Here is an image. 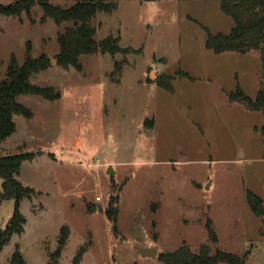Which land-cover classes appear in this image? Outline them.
Masks as SVG:
<instances>
[{"label":"rangeland","instance_id":"rangeland-1","mask_svg":"<svg viewBox=\"0 0 264 264\" xmlns=\"http://www.w3.org/2000/svg\"><path fill=\"white\" fill-rule=\"evenodd\" d=\"M114 1L93 18L96 37L120 35L132 51L84 53L79 68L58 56V33L72 22L42 21L40 4L31 15L0 14V80L12 54L22 63L31 43L50 59L31 80L62 93L20 94L34 115L16 114V131L0 145V153L41 154L22 164L19 179L36 192L21 207L25 231L0 251V264L17 244L28 264H48L65 224L60 264H73L82 245L81 264H167L160 254L185 242L196 252L203 244L249 252L247 264H264V216L247 197L252 189L264 199V113L231 98L238 85L253 97L262 87L260 51L207 46L208 28L235 25L220 0ZM162 74L174 76L173 90L158 83ZM114 196L117 220L106 211ZM14 207L13 198L2 201L0 228ZM153 247L156 256L141 252Z\"/></svg>","mask_w":264,"mask_h":264},{"label":"trees","instance_id":"trees-1","mask_svg":"<svg viewBox=\"0 0 264 264\" xmlns=\"http://www.w3.org/2000/svg\"><path fill=\"white\" fill-rule=\"evenodd\" d=\"M222 9L235 20V25L230 32L213 33L208 28L207 46L216 52L235 50L247 52L258 49L261 53L263 65L262 87L255 97L248 94L240 85L231 93V98L245 103L249 107L264 113V0H220ZM40 4L43 9L42 21L48 17L53 18L56 23L65 21L72 22L63 31L58 33L60 51L58 53L62 65L69 67L75 65L81 67V55L84 53H95L98 51L116 54L118 52L129 53L131 46L124 47L121 44V36L109 34L98 39L97 27L92 23L94 17L100 11H112L117 8L114 0H79L64 6L50 0H16L10 3L0 2V14L19 15L24 12L31 15L33 6ZM1 29V24H0ZM50 65L47 53L43 52L36 56L32 52L31 43L27 45L24 61L21 63L15 54H12L8 64L7 73L0 80V145L17 129L16 114L27 117L34 115L33 110L18 99L20 94H39L45 98L54 100L60 98L62 93L53 85H39L34 83L32 76ZM117 70L122 68L121 63H116ZM174 76L162 74L158 83L163 87L173 90ZM257 128L264 134V123ZM34 151H20L17 153H0V175L3 178L2 189H0V204L6 198L15 200L12 218L5 228H0V251L10 242L14 233H22L25 230L27 217L22 211V200L26 197L32 198L36 189L24 184L18 177L23 162L32 159ZM248 201L252 210L264 216V199L261 195L248 189ZM117 197H112L107 214L117 220L118 208L115 206ZM210 238L213 242L219 241L217 231L209 220ZM71 229L69 225L62 226L57 248L50 253L51 260L48 264H60V258L65 248ZM88 245H82L77 252L73 264H81L83 254ZM249 252L239 254L221 247L213 252L209 244H203L199 251H194L185 242L178 249L165 251L160 258L167 264H247ZM9 264H28L20 246L17 244L11 256Z\"/></svg>","mask_w":264,"mask_h":264},{"label":"water","instance_id":"water-1","mask_svg":"<svg viewBox=\"0 0 264 264\" xmlns=\"http://www.w3.org/2000/svg\"><path fill=\"white\" fill-rule=\"evenodd\" d=\"M112 169H113V166H110L109 171H113ZM141 252L143 254H147V255H151V256H156V254L158 252V248H156V247L147 248V249L141 248Z\"/></svg>","mask_w":264,"mask_h":264},{"label":"crops","instance_id":"crops-1","mask_svg":"<svg viewBox=\"0 0 264 264\" xmlns=\"http://www.w3.org/2000/svg\"><path fill=\"white\" fill-rule=\"evenodd\" d=\"M17 123V122H16ZM2 143H4V142H2ZM7 153H13V152H7ZM15 153H17V152H15ZM2 154H6V153H2ZM44 154V153H43ZM41 154H38V155H36L33 159H35V158H37L38 156H40ZM33 159H28V160H33ZM27 160V159H26ZM25 162V161H24ZM20 171H21V169H20ZM20 176V173L18 174V177ZM27 200H30L31 201V198H28V197H26V198H24L23 200H22V204H21V207H23V204L25 203V201H27ZM28 220V219H27ZM26 226V225H25ZM26 228V227H25ZM25 231V230H24ZM15 235V233L13 234V236ZM12 236V237H13Z\"/></svg>","mask_w":264,"mask_h":264}]
</instances>
